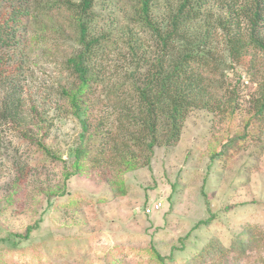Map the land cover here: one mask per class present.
Segmentation results:
<instances>
[{
	"label": "rangeland",
	"instance_id": "374dc122",
	"mask_svg": "<svg viewBox=\"0 0 264 264\" xmlns=\"http://www.w3.org/2000/svg\"><path fill=\"white\" fill-rule=\"evenodd\" d=\"M6 6L0 0V17ZM154 13L158 16L162 10ZM115 19L121 21L118 15ZM43 25L22 31L15 48L20 70L9 81L26 104H36L43 121H31L33 128H40L42 146L23 141L3 126L2 264H157L154 251L162 256L173 253L172 264H264L259 239L256 253L241 257V251H223L204 263L190 262L208 242L229 247L243 226L264 230V134L217 156L225 142L241 134L246 113L230 123L204 109L192 110L176 146L156 148L149 167L116 177L120 195H114L100 173L88 170V162L81 173L65 180L67 173L75 174L72 151L80 127L61 90L70 83L66 60L76 46L65 36L45 32ZM215 46L223 54V44ZM105 53L103 63L109 69L120 64L125 52L116 42ZM229 79L241 84V98L247 100L245 93L254 87L244 82L245 76ZM4 93L0 89V103ZM244 107L249 108L247 103ZM19 171L25 174L22 185L16 183ZM63 192L65 196H57ZM158 202L159 210L147 214ZM209 218V226L194 229ZM34 224L38 229L28 240L13 237Z\"/></svg>",
	"mask_w": 264,
	"mask_h": 264
},
{
	"label": "trees",
	"instance_id": "16d2710c",
	"mask_svg": "<svg viewBox=\"0 0 264 264\" xmlns=\"http://www.w3.org/2000/svg\"><path fill=\"white\" fill-rule=\"evenodd\" d=\"M2 1L7 11L0 17V89L5 91L0 142L7 136L4 126L23 141L42 146L40 128L31 124L43 121L36 104H26L13 83L9 86L20 70L15 48L22 31L44 23L45 32L65 36L76 46L66 60L70 83L61 90L80 127L72 151L75 174L67 173L65 180L81 173L82 164L88 162V170L100 173L114 195H120L116 177L149 167L156 148L176 146L194 109L230 123L246 113L241 134L223 144L219 157L235 144L242 147L264 134V0ZM157 10H162L158 16ZM117 15L121 21L115 23ZM116 42L124 57L108 69L105 52ZM216 44H223V54ZM231 75L238 81L245 76L244 82L254 87L245 93L247 100L241 98L244 90L232 83ZM24 177L19 171L16 183L22 185ZM210 222L211 218L200 221L194 229ZM37 229L38 224L28 226L23 235L13 237L28 240ZM242 229L229 247L208 242L190 262L204 263L223 251H241V257L258 252L257 240L264 244V230L250 225ZM154 253L157 264L174 261L173 253ZM4 259L0 255V264Z\"/></svg>",
	"mask_w": 264,
	"mask_h": 264
},
{
	"label": "built area",
	"instance_id": "2783aa9c",
	"mask_svg": "<svg viewBox=\"0 0 264 264\" xmlns=\"http://www.w3.org/2000/svg\"><path fill=\"white\" fill-rule=\"evenodd\" d=\"M161 206H162V202H158V203L154 204L152 208H147L146 213L149 214V213H152L154 211H158Z\"/></svg>",
	"mask_w": 264,
	"mask_h": 264
}]
</instances>
